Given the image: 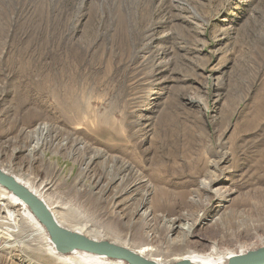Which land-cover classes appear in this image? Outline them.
I'll return each mask as SVG.
<instances>
[{
    "label": "rangeland",
    "instance_id": "obj_1",
    "mask_svg": "<svg viewBox=\"0 0 264 264\" xmlns=\"http://www.w3.org/2000/svg\"><path fill=\"white\" fill-rule=\"evenodd\" d=\"M0 170L91 239L164 258L179 218L186 249L264 247V0H0Z\"/></svg>",
    "mask_w": 264,
    "mask_h": 264
},
{
    "label": "bare ground",
    "instance_id": "obj_2",
    "mask_svg": "<svg viewBox=\"0 0 264 264\" xmlns=\"http://www.w3.org/2000/svg\"><path fill=\"white\" fill-rule=\"evenodd\" d=\"M5 172L7 174L13 175V177L19 183L24 185L27 189L33 192L39 199H41L45 204V206L47 207L48 211L51 213L53 219L60 226L62 227L65 226V224L63 223L64 220L60 218V214L54 209L55 206L51 204L50 198L44 195L43 192L40 190V188L34 186L31 183V181H29L25 177L19 176L17 174H12L8 170H6ZM114 175L115 176L113 177V179H111V182L114 181L115 178L117 177V174ZM165 179L166 178L160 181L167 184L168 181H166ZM217 181L218 178H213V179H209L206 182L202 181V184L206 187V189L210 190L211 187ZM109 184L110 182L106 184H102L99 187L100 192H105ZM122 192L124 191L120 190L117 193H115L112 196V199L118 198L122 194ZM212 193L214 197H217L220 200L224 198V193H222L219 190H213ZM148 200H149L148 202L149 205L142 214L143 217L142 220L146 219L150 215H155V212L160 211L161 208H163L164 206L175 205L174 202L175 199H172L169 193L167 192V190L163 188H158L156 192L152 194V197L150 193L149 199L147 198L145 199V201ZM0 204H1L0 211L5 213V217L3 221L0 222V223L5 222V227H2L1 231L3 232L2 236L6 237L5 240L1 242L0 248L9 249V250L15 248V251L19 252V255L23 256L25 259V260L22 259V261L20 262L21 264H128L125 261L114 260L104 256L90 254L82 251L74 250L71 252H62L55 249V247L51 243V240L47 232L45 231L43 226L35 219L29 208L24 203L19 201L11 192L3 188L1 185H0ZM142 204L145 205L146 203L144 202ZM111 208L112 210L118 208V203L112 201ZM175 221H177V224ZM138 224L141 225L140 227H138L140 231V229L142 230V228L145 226V223H138ZM191 227H192L191 225L186 226L184 224H181L179 218L175 219L171 223V225L169 226L170 232H173L175 229H178L180 231V236L176 241L173 240L175 242L174 245L176 246V249L177 247H179V249L175 253H172L170 256L165 255L164 258H160L156 256L158 253L156 254V250L154 249L153 246L155 244V238L153 239L144 238L143 242L138 247H132L131 250L130 249L129 250L135 253L141 259L156 264H174L182 261H186L189 264H227L231 257L246 253L244 251H240L235 254L234 252H229V251L222 252V251H218L217 249H210L207 253H202L195 250L186 249L185 246L187 243H189V239L191 237V232H190ZM72 229L73 230L71 229L69 230L85 236L83 232L84 231L83 226H79V227L75 226ZM92 238L93 240L97 239L96 241H99L98 238L100 237H97L96 235L93 236ZM120 244L119 245L124 248L128 247L126 243H120Z\"/></svg>",
    "mask_w": 264,
    "mask_h": 264
},
{
    "label": "water",
    "instance_id": "obj_3",
    "mask_svg": "<svg viewBox=\"0 0 264 264\" xmlns=\"http://www.w3.org/2000/svg\"><path fill=\"white\" fill-rule=\"evenodd\" d=\"M0 185L24 203L47 232L55 249L62 252L74 250L104 256L128 264H156L141 259L135 253L109 241H96L60 226L41 199L19 183L11 174L0 170ZM174 264H189L186 261ZM227 264H264V247L231 257Z\"/></svg>",
    "mask_w": 264,
    "mask_h": 264
}]
</instances>
